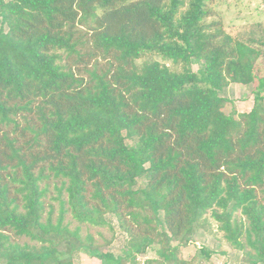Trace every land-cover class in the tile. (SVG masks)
Wrapping results in <instances>:
<instances>
[{"label": "trees", "instance_id": "obj_1", "mask_svg": "<svg viewBox=\"0 0 264 264\" xmlns=\"http://www.w3.org/2000/svg\"><path fill=\"white\" fill-rule=\"evenodd\" d=\"M208 1L0 0V264H203L178 250L209 218L264 264V25L233 36ZM109 216L125 257L71 227Z\"/></svg>", "mask_w": 264, "mask_h": 264}, {"label": "rangeland", "instance_id": "obj_2", "mask_svg": "<svg viewBox=\"0 0 264 264\" xmlns=\"http://www.w3.org/2000/svg\"><path fill=\"white\" fill-rule=\"evenodd\" d=\"M207 8L210 12L207 20H219L224 30L236 37H246L250 29L257 23L264 25V0H209ZM256 66L257 74L264 78L263 60H259ZM200 67V62H192L193 70L196 71ZM251 90V85L230 83L219 91L220 96L229 100L224 105V111L226 113L232 110L238 113L249 111L254 102ZM109 217L112 221V229L87 226L73 221L71 227L80 225L81 234L90 235L93 245L98 248V251L125 257V250L129 248L128 236L118 227L116 219L113 216ZM209 222L210 232L198 230L192 242L179 248L178 256L183 259L195 258L197 253L199 254L200 248L203 247L212 252L208 260L199 259L203 264H247L241 252L224 240L223 232L218 229L217 222L211 218H209ZM157 246L154 244L147 249L146 253L137 254L135 264H158L156 261ZM74 260L83 264H101L98 258L85 252L75 253ZM125 262L130 264L128 259Z\"/></svg>", "mask_w": 264, "mask_h": 264}]
</instances>
